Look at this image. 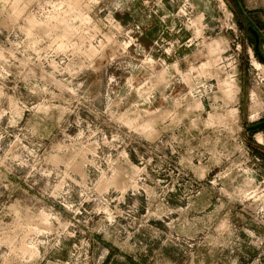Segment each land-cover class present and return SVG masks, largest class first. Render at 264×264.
Wrapping results in <instances>:
<instances>
[{"label": "rangeland", "instance_id": "rangeland-1", "mask_svg": "<svg viewBox=\"0 0 264 264\" xmlns=\"http://www.w3.org/2000/svg\"><path fill=\"white\" fill-rule=\"evenodd\" d=\"M250 27L264 55V0H0V264H264Z\"/></svg>", "mask_w": 264, "mask_h": 264}, {"label": "water", "instance_id": "water-1", "mask_svg": "<svg viewBox=\"0 0 264 264\" xmlns=\"http://www.w3.org/2000/svg\"><path fill=\"white\" fill-rule=\"evenodd\" d=\"M249 31L253 34V36L255 38V42H256L255 51L257 52L260 61L264 64V55L260 51V37H259V34L252 27L249 28ZM263 128H264V121L259 123V124L253 125L252 127L249 128V130L250 131H254V130H259V129H263Z\"/></svg>", "mask_w": 264, "mask_h": 264}, {"label": "bare ground", "instance_id": "bare-ground-1", "mask_svg": "<svg viewBox=\"0 0 264 264\" xmlns=\"http://www.w3.org/2000/svg\"><path fill=\"white\" fill-rule=\"evenodd\" d=\"M198 105H199V103H198ZM257 138H258L259 142H263V135L262 134H259L257 136Z\"/></svg>", "mask_w": 264, "mask_h": 264}]
</instances>
